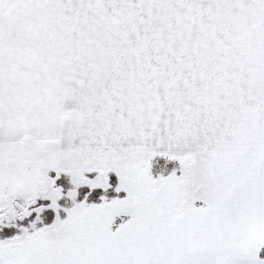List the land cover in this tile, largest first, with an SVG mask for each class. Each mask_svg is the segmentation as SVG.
<instances>
[{"label": "snow or ice", "instance_id": "6c2138e0", "mask_svg": "<svg viewBox=\"0 0 264 264\" xmlns=\"http://www.w3.org/2000/svg\"><path fill=\"white\" fill-rule=\"evenodd\" d=\"M0 264H264V0H0Z\"/></svg>", "mask_w": 264, "mask_h": 264}]
</instances>
